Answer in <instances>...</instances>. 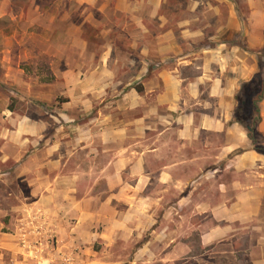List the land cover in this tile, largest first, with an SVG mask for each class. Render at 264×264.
I'll return each instance as SVG.
<instances>
[{
	"label": "crops",
	"instance_id": "obj_1",
	"mask_svg": "<svg viewBox=\"0 0 264 264\" xmlns=\"http://www.w3.org/2000/svg\"><path fill=\"white\" fill-rule=\"evenodd\" d=\"M263 47L264 0H0V84L33 109L0 110V264H94L104 237L134 249L112 264H264L234 120Z\"/></svg>",
	"mask_w": 264,
	"mask_h": 264
},
{
	"label": "trees",
	"instance_id": "obj_2",
	"mask_svg": "<svg viewBox=\"0 0 264 264\" xmlns=\"http://www.w3.org/2000/svg\"><path fill=\"white\" fill-rule=\"evenodd\" d=\"M30 0H12L14 7H23ZM259 52V72L251 81L241 84L240 90L235 96L236 108L234 120L240 124L247 132L253 149L264 155V136L258 127L262 120L260 104L264 100V47ZM51 78H46V81ZM0 88L7 90L3 84ZM138 90L141 91V88ZM12 110L13 107L10 106Z\"/></svg>",
	"mask_w": 264,
	"mask_h": 264
},
{
	"label": "rangeland",
	"instance_id": "obj_3",
	"mask_svg": "<svg viewBox=\"0 0 264 264\" xmlns=\"http://www.w3.org/2000/svg\"><path fill=\"white\" fill-rule=\"evenodd\" d=\"M3 25L5 27H8L9 26L8 21L4 20ZM0 91H2V92H0V94H1V96H0V101H1L0 102V110L4 109L5 107H8V109H10V106H11L13 108L17 107L21 113L24 112L25 110H29V113L33 112L32 105L30 103H27V101H20L16 97V93L10 94V92H8V90H2V89ZM40 112H41L40 117L46 118V109H42ZM8 126L9 125L7 124V127ZM2 140L3 139H1V141ZM32 145L37 146V147H42L43 142L41 144H37V142H33ZM0 155H1V153H0ZM25 159H27V158H25ZM39 159H42V157H39ZM14 164H15L14 161L3 162L0 160V167H7L8 168ZM0 190H1V187H0ZM163 208H164L163 213L165 214V212L169 210V206H164ZM163 223H164V227H166V226H168V224H170L169 221H164ZM141 239L148 241L150 239V237L147 235L145 238H141ZM79 240L82 244V248H85V246L88 247V245L92 244L90 246V248H92V250L85 253L84 256L86 258L92 259L94 264H112L113 262H122L123 260L127 261L128 259L130 261L134 257V252H133L134 249L133 248L123 249V247H122L123 244L121 241L122 239H120V247L115 248V249H112L113 247L110 245V241L107 237H104L103 239L95 240L92 243L86 242L85 238H83V239L80 238ZM62 249L78 250V248H75V247L74 248H61V250ZM61 253H62L61 251H58L57 253L46 252V255L48 258H51L50 261L52 260L51 262L53 263V262L59 260L58 255H62Z\"/></svg>",
	"mask_w": 264,
	"mask_h": 264
},
{
	"label": "built area",
	"instance_id": "obj_4",
	"mask_svg": "<svg viewBox=\"0 0 264 264\" xmlns=\"http://www.w3.org/2000/svg\"><path fill=\"white\" fill-rule=\"evenodd\" d=\"M69 260H71V259H69ZM69 260H65V261H69ZM52 263V262H51ZM53 264V263H52Z\"/></svg>",
	"mask_w": 264,
	"mask_h": 264
}]
</instances>
